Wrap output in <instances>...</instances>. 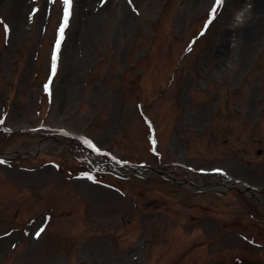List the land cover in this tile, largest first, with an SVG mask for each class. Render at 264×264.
Returning <instances> with one entry per match:
<instances>
[{"label":"rangeland","instance_id":"374dc122","mask_svg":"<svg viewBox=\"0 0 264 264\" xmlns=\"http://www.w3.org/2000/svg\"><path fill=\"white\" fill-rule=\"evenodd\" d=\"M63 15L0 0V264H264V0Z\"/></svg>","mask_w":264,"mask_h":264},{"label":"snow or ice","instance_id":"6c2138e0","mask_svg":"<svg viewBox=\"0 0 264 264\" xmlns=\"http://www.w3.org/2000/svg\"><path fill=\"white\" fill-rule=\"evenodd\" d=\"M131 2V0H130ZM62 3H63V12H64V15H63V22L62 24L60 25V28H59V38L57 39L56 41V46H55V50L53 52V56H52V72H53V75L55 74V71H56V62H57V58H58V52H59V47H60V42L61 40L63 39V34H64V29L67 27L68 25V19L71 15V7H72V0H62ZM222 3V0H215V4L217 6H219L220 4ZM217 8L216 7H213L211 12H212V15L215 14ZM209 23H211V18L209 19ZM7 26H5V31L7 32ZM48 86L46 85L45 86V89L47 90ZM89 179H91V177H89ZM43 229H41L42 231ZM39 235V232H37V236Z\"/></svg>","mask_w":264,"mask_h":264},{"label":"water","instance_id":"95a60500","mask_svg":"<svg viewBox=\"0 0 264 264\" xmlns=\"http://www.w3.org/2000/svg\"><path fill=\"white\" fill-rule=\"evenodd\" d=\"M18 156L20 157L21 155L18 154ZM0 158H5V157H3V156L0 155ZM233 181H234V183H241V184H243L248 190H255V188L253 186H250V185L246 184L245 182H242L240 180H233ZM234 183H232V184H234ZM74 264H83V263L82 262H79V263H74Z\"/></svg>","mask_w":264,"mask_h":264},{"label":"bare ground","instance_id":"6f19581e","mask_svg":"<svg viewBox=\"0 0 264 264\" xmlns=\"http://www.w3.org/2000/svg\"><path fill=\"white\" fill-rule=\"evenodd\" d=\"M238 17L241 18V17H242V13H239V14H238ZM239 18H238V19H239ZM238 185H240V184H238Z\"/></svg>","mask_w":264,"mask_h":264}]
</instances>
